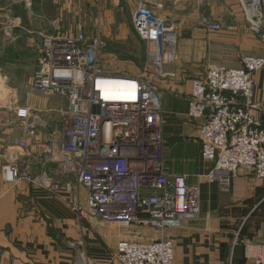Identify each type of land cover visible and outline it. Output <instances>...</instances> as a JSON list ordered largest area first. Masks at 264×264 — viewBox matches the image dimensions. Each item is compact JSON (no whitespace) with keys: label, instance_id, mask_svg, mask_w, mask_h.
I'll return each instance as SVG.
<instances>
[{"label":"built area","instance_id":"2783aa9c","mask_svg":"<svg viewBox=\"0 0 264 264\" xmlns=\"http://www.w3.org/2000/svg\"><path fill=\"white\" fill-rule=\"evenodd\" d=\"M154 1L135 0L132 12L133 29L146 44V69L139 76L107 72L99 61L100 38H89L81 29L74 37H44L32 85L41 94L67 99L69 109L60 116L63 128L48 142L26 138L15 145L31 153L40 174L33 178L18 163H7L0 171L5 184L29 180L58 195L73 193L75 185L82 187L88 191L86 215L122 227L163 232L199 219L198 185L165 171L160 83L177 78L180 36L157 13ZM236 1L249 30L264 40V0ZM201 24L209 33L222 29L206 18ZM263 69L264 57H245L239 69L212 67L191 81L188 116L201 123V156L210 163L206 179L224 189L240 168L264 180V106L255 97V75ZM107 80L131 84L135 98H105L98 84ZM16 115L25 120L32 114L20 109ZM48 165H56L74 182L55 178L46 171ZM256 259L264 262L263 248ZM112 261L174 264V244L164 238L122 241Z\"/></svg>","mask_w":264,"mask_h":264},{"label":"crops","instance_id":"0c3cea01","mask_svg":"<svg viewBox=\"0 0 264 264\" xmlns=\"http://www.w3.org/2000/svg\"><path fill=\"white\" fill-rule=\"evenodd\" d=\"M52 1L53 9L61 7L60 16L48 18L40 13L32 20L18 18L17 24L40 27L47 21L52 29L77 9L80 15L90 11L89 22L94 25L96 15L92 10H97V0ZM120 4V0L99 1L102 14L97 18L99 25L94 26L102 39L112 40L109 24L115 22ZM155 8L180 36L177 78L160 83L165 171L172 176H186L189 184L198 185L199 219L185 220L181 227L163 232L107 224L86 215L88 191L82 187L75 185L73 193L58 195L37 188L29 180L13 186L0 177V264H104L111 262L122 241L161 238L173 242L174 264H264L256 259L261 248L264 257V180L240 168L228 189L209 183L206 174L210 163L201 156V123L188 116L191 81L203 77L212 67L239 69L245 57H264V40L249 30L243 9L235 0H168L164 8ZM203 17L221 23L223 32L205 31L201 27ZM82 30L89 35L87 29ZM116 38L122 39L119 35ZM2 65L0 76L6 83ZM30 95L34 98L30 102L21 101L10 106V111H0V171L3 165L16 162L34 178L40 174V166L30 152L10 147L11 138L48 142L63 128L60 116L69 109V103L57 95L37 91ZM255 97L264 106V69L255 75ZM5 103L0 100V107L9 104ZM20 109L31 112V117L17 118ZM9 120L14 124L8 125ZM46 171L55 178L74 182V177L64 175L56 165H48Z\"/></svg>","mask_w":264,"mask_h":264},{"label":"rangeland","instance_id":"374dc122","mask_svg":"<svg viewBox=\"0 0 264 264\" xmlns=\"http://www.w3.org/2000/svg\"><path fill=\"white\" fill-rule=\"evenodd\" d=\"M23 1L0 0V14H4L3 18H0V51L2 52H0V66L3 63L2 68L5 75L3 77L7 79L6 83H3L0 76V100L4 104H7L5 103L6 101L9 102L8 105L0 107V111H10V106H17V103L20 104L21 101L24 104L34 99L31 95L28 96V93L37 91L32 85V79L38 70L42 42L46 36L54 37L61 34L74 37L78 30H82V27H84L89 34L87 35L83 31L87 37L100 38L99 61L107 72L114 75L127 76H139L145 73L146 44L137 36L132 25V12L136 5L135 0H120V7L117 9V14L115 13V22H110L109 24L111 30H113L111 31L112 40L102 39L101 34L98 33L99 30L97 31V27L95 28L94 26L98 24L97 18L102 14L98 9L100 0L95 2L97 10H92V13L96 15L94 25L89 22L90 11L89 14L86 10V13L80 15L79 11L75 9L73 15L68 16L67 21H63L61 25L54 26L52 29H50L47 21H44L40 27L33 24L24 26L23 23L17 24V19L32 20L34 16L40 13H46L48 18L49 16H60V6H57V9H53L52 0H25V9H23ZM71 1L74 3L78 2V0ZM167 2L168 0L161 2L155 0L153 7L157 5L160 8H164ZM155 9L157 10V8ZM157 13L159 12L157 11ZM203 18L211 20L208 17ZM220 25L222 29L217 33L223 32V26L221 23ZM201 27L204 29L202 25ZM92 31L93 34H90ZM116 35H119L122 39L118 40ZM3 56L4 58H2ZM19 99L20 101H18ZM12 124H14V121L9 120L8 125ZM13 127L11 126V131ZM6 128L10 129L8 126ZM13 140L11 138L10 147H15L16 143L20 141L18 139Z\"/></svg>","mask_w":264,"mask_h":264},{"label":"bare ground","instance_id":"6f19581e","mask_svg":"<svg viewBox=\"0 0 264 264\" xmlns=\"http://www.w3.org/2000/svg\"><path fill=\"white\" fill-rule=\"evenodd\" d=\"M98 86L103 96L110 99V101H123L135 98L133 87L124 81L107 80L100 82Z\"/></svg>","mask_w":264,"mask_h":264}]
</instances>
